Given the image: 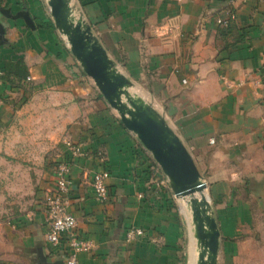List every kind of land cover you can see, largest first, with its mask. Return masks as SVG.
Segmentation results:
<instances>
[{
    "label": "crops",
    "instance_id": "1",
    "mask_svg": "<svg viewBox=\"0 0 264 264\" xmlns=\"http://www.w3.org/2000/svg\"><path fill=\"white\" fill-rule=\"evenodd\" d=\"M69 4L189 151L221 232L217 264H233L241 236L235 226L225 235L222 224L252 226L264 214V0L233 1L229 29L217 23L227 0ZM18 59L26 76L2 78L5 63ZM63 139L84 155L72 157ZM64 156L72 158L67 210L92 243L79 264H179L174 194L151 178L149 155L72 55L46 0H0V160H11L18 198L0 218V264H65L63 247L44 235L45 202ZM101 170L107 194L99 200L92 176ZM132 228L142 234L127 238Z\"/></svg>",
    "mask_w": 264,
    "mask_h": 264
},
{
    "label": "water",
    "instance_id": "2",
    "mask_svg": "<svg viewBox=\"0 0 264 264\" xmlns=\"http://www.w3.org/2000/svg\"><path fill=\"white\" fill-rule=\"evenodd\" d=\"M56 29L65 36L72 55L115 109L126 129L133 132L166 175L177 197H189L197 264H217L220 231L204 196V182L196 164L162 115L142 96L129 90L130 81L115 67L106 50L81 17H75L69 0H47ZM21 16L34 27L28 12ZM197 194V195H196Z\"/></svg>",
    "mask_w": 264,
    "mask_h": 264
},
{
    "label": "rangeland",
    "instance_id": "3",
    "mask_svg": "<svg viewBox=\"0 0 264 264\" xmlns=\"http://www.w3.org/2000/svg\"><path fill=\"white\" fill-rule=\"evenodd\" d=\"M46 5L47 0H46ZM49 8V6H48ZM50 13V11H49ZM63 37H65L63 35ZM93 85L96 87L94 84L93 80L89 77ZM129 90L135 93H138V89L136 87L130 86ZM115 114L118 115L117 111L114 109ZM119 116V115H118ZM133 137L138 140L139 144L141 147L145 150V152L149 155L151 159V178L154 179L159 186L166 187L168 191H170L172 194L173 191L169 185V181L166 177V175L163 173L162 169L158 165V163L154 160L152 157L151 153L143 146V144L140 142L138 137L131 132ZM10 162L11 160L4 161V159L0 160V218L6 215L5 211H8L10 203L12 201L17 200L18 198L16 197L17 192H15V185L14 181L12 183V180H10V175H7V172L10 169ZM26 160H24L23 163L19 161V164H25ZM36 164L34 165L35 168L38 166V162L34 160ZM51 164L55 163L54 161H50ZM56 164V163H55ZM26 166V165H25ZM12 167V166H11ZM32 171L34 168H31ZM36 171V172H35ZM35 176L34 178V183L38 185V174L37 170H34ZM5 174L8 176H5ZM204 196L207 199H210V193L209 191L205 188L204 189ZM197 195V194H196ZM175 199H176V208L178 211V217H179V222L182 228V236L180 239V246L181 250L179 252L178 260L179 264H189V244L191 240H194L196 243V251H198V245L197 242L195 241L196 238L194 237L193 234V223L191 220V209L188 203V198L187 196L185 197H177L175 194ZM208 196V197H207ZM186 198V199H185ZM215 210V208H213ZM218 209L215 210L216 216L218 222L219 221V214L217 213ZM215 214V213H214ZM262 215V216H261ZM221 219V218H220ZM231 221L233 218H229ZM222 220V219H221ZM231 221L228 222L227 224V229L225 226L222 224L223 229L226 231L225 235H233L231 231H234V226L236 227V235L241 236L240 242H238V245L234 244L233 246L235 247L236 250V256L234 260L232 261L233 264H264V214H258L255 218V222L249 225V223L244 222L242 224H237L234 225L231 223ZM244 226V227H243ZM230 233V234H227ZM224 235V233H222ZM221 235V232H220Z\"/></svg>",
    "mask_w": 264,
    "mask_h": 264
},
{
    "label": "built area",
    "instance_id": "4",
    "mask_svg": "<svg viewBox=\"0 0 264 264\" xmlns=\"http://www.w3.org/2000/svg\"><path fill=\"white\" fill-rule=\"evenodd\" d=\"M235 0H227V16L218 17V24L227 23L228 19L234 18V11L230 6ZM243 1V0H242ZM223 82H227L222 78ZM210 143H214L211 138ZM63 143L67 147L72 157L84 155L79 144L70 140L63 139ZM67 151V152H68ZM72 158L61 157L56 161L54 167L55 187L49 193L46 199V215H45V239L52 245L62 246L65 251V264H79L77 255L81 252L90 251L92 243L90 240L82 238L77 231V220L72 213L67 210L68 193L70 189V173ZM108 171H97L92 176V187L96 198L102 200L107 194L106 179ZM142 234L141 229L132 228L127 232V238L132 239L135 235Z\"/></svg>",
    "mask_w": 264,
    "mask_h": 264
},
{
    "label": "trees",
    "instance_id": "5",
    "mask_svg": "<svg viewBox=\"0 0 264 264\" xmlns=\"http://www.w3.org/2000/svg\"><path fill=\"white\" fill-rule=\"evenodd\" d=\"M232 24V19H228L227 23L220 24V26H224L226 28H230ZM9 74H13L14 76L22 77L26 76L27 68L21 59H18L14 62H6L5 63V73L2 78L7 79Z\"/></svg>",
    "mask_w": 264,
    "mask_h": 264
},
{
    "label": "bare ground",
    "instance_id": "6",
    "mask_svg": "<svg viewBox=\"0 0 264 264\" xmlns=\"http://www.w3.org/2000/svg\"><path fill=\"white\" fill-rule=\"evenodd\" d=\"M187 198L189 201L188 196ZM195 241L197 242V240ZM197 257H198V251H196V243L194 242V240H191L189 244V264H197Z\"/></svg>",
    "mask_w": 264,
    "mask_h": 264
}]
</instances>
